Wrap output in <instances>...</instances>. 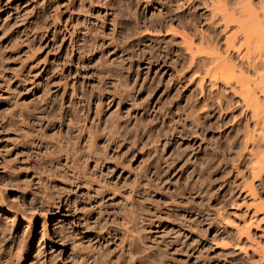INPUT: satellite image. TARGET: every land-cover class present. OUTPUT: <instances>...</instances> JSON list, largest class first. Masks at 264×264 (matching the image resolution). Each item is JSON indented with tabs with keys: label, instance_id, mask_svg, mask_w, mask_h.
I'll return each mask as SVG.
<instances>
[{
	"label": "rangeland",
	"instance_id": "rangeland-1",
	"mask_svg": "<svg viewBox=\"0 0 264 264\" xmlns=\"http://www.w3.org/2000/svg\"><path fill=\"white\" fill-rule=\"evenodd\" d=\"M224 1L231 8L242 4ZM188 2L0 0V181L6 185L0 182V197L26 216L30 210L22 196L45 209L27 231L24 221L12 223L8 205L0 201V264L261 263V237H253L258 253L245 240L247 254L233 249L236 228L263 218L247 210L253 198L244 185L251 183L264 202V171L252 180L249 140L256 128L250 114L264 107V84L248 75L251 107L223 83L216 90L206 87L207 95L213 92L207 103L197 96V85L185 75L184 52L177 49L180 39L169 33L201 20L205 33L215 30L206 25L210 10ZM250 3L257 11L259 0ZM177 50L183 66L173 64ZM204 103L209 109L203 110ZM70 109L81 121L78 130H97L92 151L97 148L101 164L83 160L77 167L84 169L73 170L72 159L90 145V137L87 132L74 148L66 147ZM74 177L82 178L81 188ZM64 182L67 194L60 193Z\"/></svg>",
	"mask_w": 264,
	"mask_h": 264
},
{
	"label": "bare ground",
	"instance_id": "bare-ground-1",
	"mask_svg": "<svg viewBox=\"0 0 264 264\" xmlns=\"http://www.w3.org/2000/svg\"><path fill=\"white\" fill-rule=\"evenodd\" d=\"M188 1V0H187ZM190 2H188V4H200L202 7H203V9L205 10L204 12H207L208 10H210L209 12L211 13V14H209V15H211L210 16V18L208 19V20H206V25L208 26V28H212L213 30H215V31H213V33H209V32H206L205 33V31L206 30H203V29H201V26H200V23H202V20L201 21H197V19L199 18V16H201V15H199L198 16V18L196 19V21L198 22V25L195 23V25H197V26H195L194 24H189V23H187V25L185 24V27H183L186 31H184V30H182V33L180 32V30H178V31H176V30H170L172 33H169V34H174V37H175V41H176V39H180V41H179V44H178V42L176 43L175 41V45L176 44H178V45H180L181 44V47L179 48V47H177V49H180V51H182L181 52V54L184 52V62L183 63H185V67L183 66L184 64H181V62L183 61L182 60V57L183 56H180L181 57V59L179 58V56L178 55H180V53H178V50L177 51H175V52H177V53H175V52H173L174 53V56H173V64H175V65H182L183 66V68H185V75L187 76V78H188V82H190V83H192V84H196L197 85V87H198V89H199V93L197 94V96H199V98L200 99H202V100H204L205 102H206V100L209 98V97H212L211 95L213 94V92H211V93H209V95H207L206 94V91H205V89H206V87L208 86V87H210V90H216L218 87V85L220 84V83H223V84H225L226 86H228L229 87V89H230V93H232L233 95H238V96H241V99H243V100H246V99H248V98H250L251 97V100H252V97H254V95L252 94V90H251V92L249 91V89H248V87H247V84H248V75H253V76H255V79L257 78L258 80H256V81H259V82H261L262 84H264V0H259V4L260 5H258L259 7H258V12L255 10H253V9H251V7H250V2H251V0H242V2H241V0L240 1H237V2H239V3H242L240 6H238L237 7V5H239V4H236L235 6L233 5V8H231L229 5H227L226 3H225V1L224 0H222L224 3H225V5L223 6V5H220V7L222 6V8H230V9H234L235 10V8L237 7L238 9L237 10H235L234 12L236 13V11H238L236 14H233L232 12H231V10H229V12H231V13H229V12H227V11H225V9H223V11H222V8H220L218 5L221 3L222 4V1L221 0H189ZM198 1V2H197ZM229 1V0H228ZM236 1V0H235ZM206 2H210V3H212L211 5H215V6H212V8L211 9H209L210 7H211V5L208 7V5H207V3ZM244 2V3H243ZM176 3V2H175ZM184 3V2H183ZM216 3L218 4L217 5V7H219V8H217L216 7ZM223 3V4H224ZM230 3L232 4V2L230 1ZM179 4H180V2H179ZM178 4V5H179ZM177 5V4H176ZM175 5V6H176ZM181 5V4H180ZM187 6V5H186ZM229 6V7H228ZM242 6V7H241ZM180 7V6H179ZM182 7H183V5H182ZM189 7V6H188ZM214 7H216L217 8V10L219 9V16H220V20L219 21H216V18H218L217 17V12L215 13V8ZM240 7V8H239ZM192 8V7H191ZM226 8V9H227ZM177 9V8H176ZM188 9V8H187ZM212 9H213V11H212ZM189 11V10H188ZM192 11V10H191ZM177 12V11H176ZM199 12V11H198ZM197 12V13H198ZM223 12V13H222ZM220 13H222V14H220ZM190 14V13H189ZM189 14H188V16H189ZM207 14V13H206ZM192 15H193V13H192ZM195 15V14H194ZM203 15H205V14H203ZM202 15V16H203ZM178 16V15H177ZM181 17V16H180ZM194 17V16H193ZM192 17V19H194ZM201 18V17H200ZM208 18V17H207ZM187 19V18H186ZM190 20L191 21V23L193 22V20ZM204 19V18H203ZM177 20H178V18H177ZM181 20V18L179 19V21ZM185 19L183 18L182 20H181V22L182 21H184ZM205 20V19H204ZM187 21V20H186ZM189 21V20H188ZM195 21V20H194ZM177 23H178V21H177ZM183 24V23H182ZM158 25V24H157ZM233 26V28H234V26L236 27V30L234 29V31L233 32H231L230 31V28ZM181 27L180 26V24H179V26H177L176 28L177 29H179V28ZM182 28V27H181ZM180 28V29H181ZM206 28V27H205ZM208 28H207V30H208ZM232 28V29H233ZM183 31L184 32H186V33H183ZM229 31H230V33H229ZM229 33V34H228ZM223 36L222 37V39H219V37H217V36ZM86 40V39H85ZM84 42V41H83ZM93 42V41H92ZM167 43V42H166ZM85 44V43H84ZM172 44H174L173 42H172ZM93 45V44H92ZM220 45H222V46H220ZM80 47V46H79ZM166 47V46H165ZM176 48V47H175ZM97 51V50H96ZM232 54L234 55V56H237V59H238V61H239V63H237V62H235V61H233V56H232ZM121 55V54H120ZM167 55V54H166ZM125 58V57H124ZM102 59H104V58H102ZM157 59V58H156ZM165 60V59H164ZM117 61V60H116ZM111 66V65H110ZM180 67V66H179ZM106 68V67H105ZM179 70V69H178ZM112 71V70H111ZM114 72V71H113ZM180 72H182V71H180ZM180 72H179V74H180ZM183 72H184V70H183ZM110 74V73H109ZM108 74V75H109ZM112 74V73H111ZM182 74V73H181ZM114 75V74H113ZM116 76V75H115ZM183 76V75H182ZM110 77H111V75H110ZM181 81V80H180ZM250 81V80H249ZM99 83V82H98ZM232 83H234L235 85H237V87H239L238 89H239V91L240 92H237L236 90H235V88L231 85ZM251 83H253V82H251ZM61 84V83H60ZM115 84H116V82H115ZM65 85V84H64ZM121 85V84H120ZM187 85V84H186ZM224 85V86H225ZM252 85V84H251ZM65 87V86H64ZM262 87H264V85H262ZM194 88V87H193ZM212 88V89H211ZM220 88V87H219ZM256 88V87H255ZM254 88V89H255ZM258 88V87H257ZM116 89V88H115ZM209 89V88H208ZM77 90V89H76ZM258 90V89H257ZM261 90H262V94H261V96H263V98H264V88H261ZM260 90V91H261ZM98 91H100V90H98ZM105 91V90H104ZM259 91V90H258ZM63 92V91H62ZM64 92H65V88H64ZM196 92V91H195ZM112 93H114V92H112ZM193 93V92H192ZM224 93V92H223ZM65 94H67V93H65ZM88 94V93H87ZM99 94V93H98ZM222 94V93H221ZM190 95V94H189ZM195 95V93H193V96ZM65 96V95H64ZM256 96V95H255ZM71 97V96H70ZM88 97V96H87ZM191 97V96H190ZM208 97V98H207ZM217 97V96H216ZM220 97H223V96H221L220 95ZM220 97H218V98H220ZM248 97V98H247ZM90 98V97H89ZM92 98V97H91ZM217 98V99H218ZM223 98H225V97H223ZM210 99H212V98H210ZM216 99V100H217ZM221 99V98H220ZM257 100V99H256ZM221 101V100H220ZM220 101H218V103L220 102ZM249 101V100H248ZM255 101V100H254ZM208 102V101H207ZM206 102V103H207ZM211 102V101H210ZM243 102H245V101H243ZM242 102V103H243ZM246 102H247V100H246ZM252 101H249V102H247V104L248 103H250V106L249 107H251V106H253L252 104L253 103H251ZM256 102V101H255ZM258 102V101H257ZM257 102H256V104H257ZM263 102V101H262ZM217 103V102H216ZM217 103V104H218ZM45 104V103H44ZM81 104V103H80ZM110 104V103H109ZM259 104V103H258ZM257 104V105H258ZM259 105H262V104H259ZM98 106H99V104H98ZM105 106V105H104ZM131 106V105H130ZM220 106V105H219ZM68 107V106H67ZM206 107H209V105H206L205 103H204V106H203V110H207V109H209V108H207L206 109ZM249 107H247L248 109H250ZM254 107H255V105H254ZM69 108V107H68ZM94 108H95V106H94ZM100 108V107H99ZM98 108V109H99ZM246 108V107H245ZM256 108H257V106H256ZM259 108H260V106H259ZM263 109L261 110L260 109V111H262V112H260V114H259V112L258 113H256V109L255 110H253L252 111V113L250 114L251 115V120H253L254 121V125H255V130L253 131V134H251L250 135V138H249V140L251 141V147L252 148H250L251 149V152H250V157L252 158L251 160H253V162H251L252 164H250L251 166H250V173L252 174V180L254 181V180H256V179H258V178H260V176H261V174L263 173V171H264V149L262 150L261 149V146H260V143H263L264 142V107H262ZM68 110V109H67ZM70 110H72V109H70ZM201 110V109H200ZM199 110V112H201ZM246 110V109H245ZM76 111V110H75ZM75 111H73L72 110V113H68V115L71 117L70 119V121L68 122V134H69V137L68 136H65L64 138H65V145H67L66 147H75V145H76V143L78 144V142H76V140L78 139H80L81 137H82V139H83V137L85 136V133H87L86 132V130L88 129H86V130H83V131H80V130H78V124L81 122V121H77L78 120V118H77V115H75ZM97 111V110H96ZM48 112V111H47ZM66 112V111H65ZM64 112V113H65ZM70 112V111H69ZM86 113V112H85ZM98 113V112H97ZM100 113V112H99ZM66 114V113H65ZM80 114V113H79ZM64 115V114H63ZM98 115V114H97ZM31 118V117H30ZM33 118V117H32ZM50 118V117H49ZM59 118H61L60 116H59ZM52 119V118H51ZM62 119V122L64 121L63 120V118H61ZM61 119L59 120L58 119V122H60V124H62V122H61ZM85 119V118H84ZM125 119V118H124ZM248 119V118H247ZM50 120V119H49ZM48 120V121H49ZM53 120L54 119H52V120H50V123L48 124V126L46 127V128H49L50 127V125H51V123H53ZM123 120V119H122ZM192 120V119H191ZM56 121V120H55ZM108 121H110V120H108ZM111 121H113V120H111ZM194 121V120H193ZM105 122V121H104ZM57 123V122H56ZM66 123V122H65ZM95 123V122H94ZM113 123V122H112ZM116 123H118V122H116ZM122 123H123V121H122ZM200 123V122H199ZM90 124H92V123H90ZM136 124H138V123H136ZM199 125V124H198ZM82 126V125H81ZM138 126V125H137ZM142 126V125H141ZM79 128H81L80 126H79ZM126 128V127H125ZM124 128V129H125ZM144 128H145V126H144ZM50 129V128H49ZM36 130V129H35ZM64 130V129H63ZM74 130L77 132V133H74ZM101 130H103V129H101ZM105 130H106V128H105ZM135 130V129H134ZM90 131H91V129H89V132L87 133L88 134V137H90V140H89V142H86V143H88V144H90V145H88L85 149L84 148H82V151L81 152H79L80 154L77 156H74L75 158V160L74 159H72L73 158V156H70V154H68L70 157V159H72V161H73V164H75L76 165V167H74V165H71V166H73V170H75V168L77 169V168H79V167H77V165L79 166V164H78V162L79 161H85L87 164H88V162L89 161H94V163H95V161H96V163H98V162H100L99 164H101L102 163V161H99V159L101 158L99 155V158H98V156H96V154L98 153V151L96 152V153H94V151L95 150H97V148L94 150V151H92L93 150V148L94 147H92V145L94 144L93 143V140L94 139H97V134H96V131L95 132H93L92 134L95 136V137H93V135L90 133ZM100 131V130H99ZM123 131H125V130H123ZM145 131V130H144ZM37 132V131H36ZM35 132V133H36ZM39 132V131H38ZM63 133V132H62ZM67 133V132H66ZM65 133V134H66ZM73 133V134H72ZM98 133V132H97ZM113 133V132H112ZM119 133V132H118ZM132 133V132H131ZM60 134H61V132H60ZM64 134V135H65ZM96 134V135H95ZM92 135V136H91ZM102 135V134H101ZM107 135V134H106ZM159 135V134H158ZM47 136V135H46ZM87 136V135H86ZM114 136V135H113ZM123 136V135H122ZM33 137V136H32ZM44 137V136H43ZM50 137V136H49ZM107 137H108V135H107ZM58 138V137H57ZM64 138H61V139H64ZM104 138V137H103ZM121 138V137H120ZM55 139V138H54ZM87 139H89V138H87ZM57 140H60L59 138L57 139ZM56 140V142H58ZM86 140V139H85ZM106 140V139H105ZM249 140H247V142L249 141ZM61 142H62V140H60ZM59 141V142H60ZM88 141V140H87ZM96 140H94V142H95ZM113 141V140H112ZM46 142V141H45ZM53 142H54V140H53ZM55 142V143H56ZM63 142V143H64ZM108 142V141H107ZM50 143V142H49ZM51 144V143H50ZM59 143H57L56 145H58ZM85 144V143H84ZM264 144V143H263ZM60 146H62L61 144H59ZM87 145V144H86ZM85 145V146H86ZM101 145V144H100ZM51 146V145H50ZM49 146V147H50ZM64 146V145H63ZM66 147L65 148H63L64 150H63V154H67L69 151V149L68 150H66ZM73 147V148H74ZM77 147V146H76ZM264 148V147H263ZM72 149V148H71ZM79 149H81V148H79ZM85 151H84V150ZM102 149V148H101ZM104 149V148H103ZM46 150V149H45ZM60 150H61V147H60ZM50 151V150H49ZM66 151V152H65ZM263 151V152H262ZM52 152V151H51ZM55 152V151H54ZM61 152H62V150H61ZM71 152V151H70ZM103 152V151H102ZM106 152V151H105ZM58 153V152H57ZM74 154H76V152H73ZM51 154V153H50ZM59 154V153H58ZM62 154V153H61ZM65 154V155H66ZM100 154V153H99ZM48 155V154H47ZM54 155H56V154H54ZM68 155H67V157H68ZM73 155V154H72ZM101 155V154H100ZM105 155H106V153H105ZM249 156V155H248ZM56 157V156H55ZM109 157V156H108ZM45 158V157H44ZM65 158V157H64ZM103 158V157H102ZM55 159H57V157L55 158ZM69 159V160H70ZM49 161V160H48ZM71 161V160H70ZM111 161V160H110ZM56 163V162H55ZM72 163V162H71ZM84 163V162H83ZM114 163V162H113ZM118 163V162H117ZM119 164V163H118ZM122 164V163H121ZM120 164V165H121ZM45 165V164H44ZM58 165V164H57ZM84 165V164H83ZM117 165V164H116ZM119 165V166H120ZM50 166V165H49ZM67 166V165H66ZM71 166H70V168H71ZM86 166V164L84 165V167ZM94 166V165H93ZM95 166H97V165H95ZM168 166V165H167ZM121 167V166H120ZM61 168V167H60ZM69 168V167H68ZM160 168V167H159ZM56 169V168H55ZM79 169H84V168H81V165H80V168ZM78 169V170H79ZM93 169H94V167H93ZM107 169V168H106ZM249 169V168H248ZM80 170V173L82 172ZM110 170V169H109ZM72 171V170H71ZM63 172V171H62ZM75 172V171H74ZM164 172H165V170H164ZM64 173V172H63ZM72 173V172H71ZM74 174V173H73ZM82 174V173H81ZM63 175V174H62ZM96 175V174H95ZM160 175V174H159ZM51 176V175H50ZM49 176V177H50ZM70 176H73V175H71L70 174ZM76 176H77V174H76ZM83 176V175H82ZM64 177V176H63ZM85 177V176H84ZM97 177H99V176H97ZM51 178V177H50ZM65 178V177H64ZM88 178V177H87ZM93 178V177H92ZM91 178V179H92ZM54 179V178H53ZM63 179V178H62ZM67 179V178H66ZM65 179V180H66ZM70 179V178H69ZM69 179H67V180H69ZM79 179L80 178H78V177H74V180L76 181V184L77 185H79V187L81 188V186H82V184H81V181H79ZM82 179V178H81ZM80 179V180H81ZM65 181V182H67L68 183V181ZM93 180V179H92ZM95 180V179H94ZM252 180L250 181V182H252ZM59 181V180H58ZM62 182L64 181V180H61ZM86 181V180H85ZM89 181V180H88ZM1 182V181H0ZM63 183L62 185H60L61 186V194H67V192H66V190L65 189H68V188H66V183ZM95 182V181H94ZM166 182V181H165ZM4 182L2 181L1 182V188H6L5 186H4V184H3ZM17 184L15 185V183H13L15 186H13V187H16L17 189L19 188V187H17L19 184H18V182H16ZM61 183V182H60ZM93 183V182H92ZM160 183V182H159ZM253 183V182H252ZM261 183V182H260ZM247 184V183H246ZM12 185V184H11ZM102 185V184H101ZM74 186V185H73ZM84 186V185H83ZM100 186V185H99ZM87 187V186H86ZM85 187V188H86ZM103 187V186H102ZM244 187H246V189H247V191H248V195L249 196H251L253 199V204L251 203V205L250 206H248L247 207V210L248 209H252V211H254V213H252V215H254V217L256 216V215H262L261 217H263V218H261V219H259V220H252L251 218L248 220V221H244V222H242L243 223V229H240V228H236V229H238L237 230V232H238V235L236 236L237 237V240H236V244L234 245V251H237V252H243V253H245V254H247L245 251V249H244V246L242 245V244H244L243 243V240H245V242H250V251H251V253H252V251H253V253L255 252H257L258 253V250L259 249H261V248H259V247H257L258 246V244L256 245V244H253V241H254V238L253 237H255L256 236V238H259V237H261V239L264 241V202L263 201H261L260 202V200L262 199H259V201H258V197L256 198V195H255V192H254V189H253V185L250 183V184H247V185H244ZM107 188V187H106ZM110 188V187H109ZM16 189V190H17ZM20 189V188H19ZM18 189V190H19ZM78 189V188H77ZM105 189V188H104ZM49 190V189H48ZM101 190H102V188H101ZM109 190H111V189H109ZM108 190V191H109ZM73 191V190H72ZM22 192H24L23 190H22ZM98 192H99V190H98ZM16 193V192H15ZM114 193V192H113ZM21 194V193H20ZM19 194V195H20ZM116 194H117V192H116ZM24 195V194H23ZM41 195V194H40ZM60 195V194H59ZM94 195V194H93ZM128 195V194H127ZM50 196V195H49ZM53 196V195H52ZM67 196V195H66ZM123 196V195H122ZM17 197H18V195H16L15 196V198L17 199ZM21 197V196H20ZM26 197V196H25ZM25 197H23L22 196V199H21V203H22V206L24 205H26L28 208H29V210H30V213L26 216V215H24L23 213H21L20 211V209L21 208H15V206H10V204H6V202L0 197V201L2 202V203H4L7 207H9L8 209V211H7V213H9V215H10V217L11 218H13L14 219V221L12 222V223H14L15 221H17L18 222V220H22V221H24L25 223H27L28 225H26V227L24 228V229H27V231H28V228H29V226H30V220L31 219H33L34 218V216H41V215H43V213H42V210L44 209V207H43V209L41 208H39L38 207V205L36 204L37 202L36 201H34L33 202V200H32V202L28 199V200H26L25 199ZM43 197V196H42ZM57 198V197H56ZM69 198V197H68ZM67 198V199H68ZM127 198H129V197H126V199ZM260 198V197H259ZM14 199V198H13ZM19 200V199H18ZM49 200V199H48ZM51 200H52V198H51ZM51 200H50V202H51ZM129 200V199H128ZM131 200H133V199H131ZM54 202V201H53ZM52 202V203H53ZM132 202V201H131ZM134 203V202H133ZM13 205V204H12ZM103 205V204H102ZM134 205V204H133ZM243 205H244V203H243ZM246 206H247V204H245ZM240 206H241V204H240ZM245 206V207H246ZM101 207V206H100ZM130 207V206H129ZM136 208V207H135ZM122 209V208H121ZM47 210V209H46ZM245 210H246V208H245ZM13 211V212H12ZM43 211H45V209L43 210ZM134 211V210H133ZM138 211V210H137ZM243 211V210H242ZM47 212V211H46ZM46 212H44V214L46 215ZM99 212V211H98ZM110 212H112V211H110ZM133 213V212H132ZM131 213V214H132ZM138 213V212H137ZM222 213V212H221ZM23 214V215H22ZM99 214V213H98ZM119 214V213H118ZM238 214V213H237ZM117 215V214H116ZM120 215V214H119ZM219 215V214H218ZM222 215V214H221ZM235 215V214H234ZM103 216V215H102ZM238 216V215H237ZM245 216V215H244ZM43 217H44V215H43ZM48 216H45V218H43V219H45L46 220V218H47ZM220 217V216H219ZM225 217V216H224ZM124 218V217H123ZM130 218V217H129ZM240 218V217H239ZM238 218V219H239ZM245 218H246V216H245ZM107 219V218H106ZM225 220V219H224ZM124 221H125V218H124ZM20 222V221H19ZM122 222V221H121ZM12 223H10V224H12ZM112 223V222H111ZM114 223H116V222H114ZM127 223H129V222H127ZM222 223V222H221ZM231 223V222H230ZM105 224V223H104ZM121 224V223H120ZM229 224V223H228ZM126 225V224H125ZM229 225H235V224H229ZM228 225V226H229ZM242 225V224H241ZM102 226V225H101ZM122 226V225H121ZM134 226V225H133ZM232 226V227H233ZM12 227V226H11ZM235 227H236V225H235ZM240 227V226H239ZM231 228V227H230ZM132 229V228H131ZM135 229V228H134ZM133 229V230H134ZM235 229V228H234ZM254 230V232H252L253 234L251 235V230ZM100 230V229H99ZM124 230H125V228H124ZM127 230V229H126ZM26 231V230H25ZM108 231V230H107ZM128 231V230H127ZM126 231V232H127ZM132 231V230H131ZM139 231V230H138ZM120 232V231H119ZM129 232V231H128ZM130 233V232H129ZM129 233H128V235H129ZM140 233V232H139ZM135 235H137V234H135ZM139 235V234H138ZM123 236V235H122ZM131 236V235H130ZM140 237V236H139ZM124 238V237H123ZM142 238V237H141ZM121 239V238H120ZM129 239H131V238H129ZM23 240V239H22ZM127 240V239H126ZM25 241H26V239H25ZM125 241V240H124ZM131 241V240H130ZM129 241V242H130ZM138 241V240H137ZM255 241H258L257 239L255 240ZM259 241H261V240H259ZM258 241V242H259ZM109 243V242H108ZM132 243V242H131ZM129 244V243H128ZM247 244V243H246ZM131 246V244L129 245V247ZM261 247H262V244L260 245ZM93 247V246H92ZM222 248H224V247H222ZM257 248H259L258 250H257ZM139 249V248H138ZM148 249H150V248H148ZM263 249V248H262ZM107 251V250H106ZM121 251V250H120ZM153 251V250H152ZM263 251V250H262ZM93 252V251H92ZM140 252V251H139ZM150 252V251H149ZM236 252V253H237ZM261 252V251H260ZM106 253V252H105ZM263 253V252H262ZM91 254V253H90ZM96 254V253H95ZM94 254V255H95ZM110 254V253H109ZM138 254H140V253H138ZM150 254V253H149ZM157 254V253H156ZM244 254V255H245ZM264 254V253H263ZM87 255V254H86ZM101 255V254H100ZM136 255V254H135ZM147 255V254H146ZM120 256V255H119ZM118 256V257H119ZM94 257H96V256H94ZM99 257V256H98ZM103 257V256H102ZM133 257V256H132ZM159 257V256H158ZM120 258V257H119ZM129 258V257H128ZM157 258V257H156ZM260 258V257H259ZM131 259V258H130ZM162 259V258H161ZM248 259H250L249 257H248ZM94 260V259H93ZM100 260V259H99ZM103 260V259H102ZM116 260V259H115ZM121 260V259H120ZM163 260V259H162ZM82 261V260H81ZM105 261V260H104ZM117 261V260H116ZM123 261V260H122ZM151 261V260H150ZM261 263H259V264H264V255H263V258L261 257ZM250 262V261H249ZM252 262V261H251ZM257 262V261H256ZM88 263V262H87ZM103 263V262H102ZM118 263V262H117ZM131 263V262H130ZM96 264V263H95ZM162 264V263H161ZM250 264H252V263H250Z\"/></svg>",
	"mask_w": 264,
	"mask_h": 264
}]
</instances>
